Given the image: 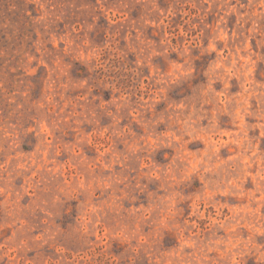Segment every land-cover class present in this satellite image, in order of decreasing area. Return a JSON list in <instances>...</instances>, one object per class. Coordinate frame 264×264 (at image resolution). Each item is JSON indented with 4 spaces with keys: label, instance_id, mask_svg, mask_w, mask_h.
Masks as SVG:
<instances>
[{
    "label": "rangeland",
    "instance_id": "rangeland-1",
    "mask_svg": "<svg viewBox=\"0 0 264 264\" xmlns=\"http://www.w3.org/2000/svg\"><path fill=\"white\" fill-rule=\"evenodd\" d=\"M0 264H264V0H0Z\"/></svg>",
    "mask_w": 264,
    "mask_h": 264
}]
</instances>
